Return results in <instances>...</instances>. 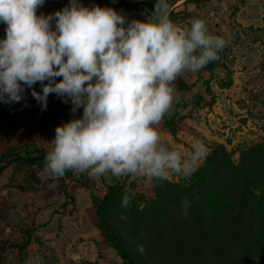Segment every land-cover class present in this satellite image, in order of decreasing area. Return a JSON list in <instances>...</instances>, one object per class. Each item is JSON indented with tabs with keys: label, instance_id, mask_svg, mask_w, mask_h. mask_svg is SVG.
<instances>
[{
	"label": "clouds",
	"instance_id": "1",
	"mask_svg": "<svg viewBox=\"0 0 264 264\" xmlns=\"http://www.w3.org/2000/svg\"><path fill=\"white\" fill-rule=\"evenodd\" d=\"M44 4L0 0V23L6 25L0 102L19 103L31 88L45 109L53 93L71 102L73 115L83 109L81 118L55 129L44 172L57 179L71 171L149 181L192 174L205 155L204 144L196 142L185 156L162 142L157 126L174 105L177 79L217 61L226 39L211 34L202 19L193 18L188 26L173 21L168 0H156L150 14L142 13L143 21L80 0L38 15ZM37 82L42 93L33 87ZM190 204L181 206L185 217ZM130 205L125 195L121 206Z\"/></svg>",
	"mask_w": 264,
	"mask_h": 264
},
{
	"label": "rangeland",
	"instance_id": "2",
	"mask_svg": "<svg viewBox=\"0 0 264 264\" xmlns=\"http://www.w3.org/2000/svg\"><path fill=\"white\" fill-rule=\"evenodd\" d=\"M127 1L136 7H126L124 0H80L86 7L114 8L129 20L143 21L142 13L152 11L144 0ZM186 1L178 0L172 9ZM68 4L69 0H45L38 15L54 14ZM193 18L204 20L211 34L224 37L227 47L214 61L215 70L207 83L199 81L195 88L184 89L165 116L169 121L173 119V124L171 131L166 129L160 135L170 149H179L187 156L196 142L205 146V155L192 174L169 175L167 180L174 184L190 182L210 159L220 158L223 150L236 164L244 162L249 167L256 163L258 150H264V0H202L196 12L176 15V20ZM5 28L0 23V39L5 38ZM199 73L185 72L196 77ZM33 87L42 93L39 82ZM199 92L209 93L214 102L198 99ZM31 93L32 89L27 88L19 103L0 102V155L27 147L49 151L55 129L83 115L82 108L73 115L71 102L65 103L54 93L49 95L45 109ZM12 174L13 170L0 183V264H122L91 216L94 193L100 190L96 179L90 178L88 185L82 186L44 172L49 182L22 191L11 184ZM84 175L74 174L72 179L85 180ZM104 178L118 181L110 174ZM259 185L257 209L264 219V184ZM125 195L131 197V205L142 209L156 197L155 181L129 175L115 213ZM65 201L69 203L67 210L58 214ZM225 205V198L215 203L213 217L220 218ZM26 231H30L31 243L20 263L13 245L25 242Z\"/></svg>",
	"mask_w": 264,
	"mask_h": 264
},
{
	"label": "trees",
	"instance_id": "3",
	"mask_svg": "<svg viewBox=\"0 0 264 264\" xmlns=\"http://www.w3.org/2000/svg\"><path fill=\"white\" fill-rule=\"evenodd\" d=\"M124 1L126 7H136ZM201 1L187 0L172 9L178 0H168L171 19L188 26L191 20H176V15L196 12ZM144 3L153 10L156 0ZM214 70L215 63L211 62L198 77L184 73L175 82L176 96L184 89L195 88L199 81L207 83ZM196 96L214 102L209 93L199 92ZM172 124L173 119L164 117L157 127L159 132L171 131ZM47 152L28 147L24 151H4L0 155V183L13 170L10 182L22 191L46 184L49 177L44 176L43 169ZM221 152L220 158L210 159L188 183L155 181L156 197L142 209L135 205L125 209L120 204L114 212L129 175L108 182L104 176L89 177L86 173L85 180L72 179L74 173L69 171L62 178L82 186H87L90 178L100 183V190L93 196L91 216L122 264H264V219L258 213L256 196V189L263 186L259 184H264V150H258L252 167L244 162L236 164L224 150ZM66 197L69 198L67 193ZM223 198L226 208L219 213L220 218L213 217L214 204ZM186 200L191 202L187 217L181 209ZM68 205L65 201L58 214H63ZM122 215L126 218L122 219ZM25 234L24 243L13 245L18 249L20 263L31 243L30 231Z\"/></svg>",
	"mask_w": 264,
	"mask_h": 264
}]
</instances>
